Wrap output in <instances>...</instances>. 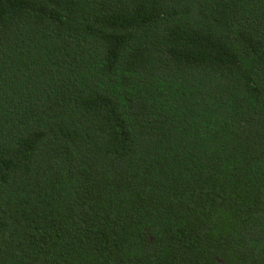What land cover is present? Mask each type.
I'll return each mask as SVG.
<instances>
[{"label":"trees","instance_id":"1","mask_svg":"<svg viewBox=\"0 0 264 264\" xmlns=\"http://www.w3.org/2000/svg\"><path fill=\"white\" fill-rule=\"evenodd\" d=\"M0 264H264V0H0Z\"/></svg>","mask_w":264,"mask_h":264}]
</instances>
